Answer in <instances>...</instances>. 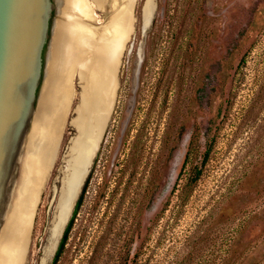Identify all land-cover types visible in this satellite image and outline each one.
Segmentation results:
<instances>
[{
    "label": "rangeland",
    "instance_id": "rangeland-1",
    "mask_svg": "<svg viewBox=\"0 0 264 264\" xmlns=\"http://www.w3.org/2000/svg\"><path fill=\"white\" fill-rule=\"evenodd\" d=\"M86 1L89 16L80 21L96 31L107 29L126 4ZM147 1L154 8L144 29ZM63 14L54 13L52 25L68 23ZM73 88L23 264L52 263L82 188L73 191L76 179L63 169L78 133L71 122L82 89L77 72ZM116 93L57 264H170L187 255L194 264H264V0H135ZM37 112L0 237L19 201ZM211 145L202 176L186 186Z\"/></svg>",
    "mask_w": 264,
    "mask_h": 264
},
{
    "label": "bare ground",
    "instance_id": "bare-ground-1",
    "mask_svg": "<svg viewBox=\"0 0 264 264\" xmlns=\"http://www.w3.org/2000/svg\"><path fill=\"white\" fill-rule=\"evenodd\" d=\"M94 1L101 6L106 0ZM134 2L126 0L107 29L96 31L80 21V17L89 16L90 4L86 0H58L60 12L68 16L70 21L56 23L46 81L38 112L36 110L37 119L23 170L19 201L0 237V264L24 263L32 213L58 156L65 120L74 95L73 79L76 72L82 82V89L71 122L78 133L69 142L63 169L71 172L76 179L73 191L78 192L81 188L87 173L85 166L89 167L93 162L116 100L121 56L133 30ZM153 8V4L147 1L144 19L151 20ZM15 177L13 171L11 193ZM67 177L62 179L66 184L71 180Z\"/></svg>",
    "mask_w": 264,
    "mask_h": 264
},
{
    "label": "water",
    "instance_id": "water-1",
    "mask_svg": "<svg viewBox=\"0 0 264 264\" xmlns=\"http://www.w3.org/2000/svg\"><path fill=\"white\" fill-rule=\"evenodd\" d=\"M59 10L58 0H0V221L45 83L57 22L51 19ZM149 22L144 19V29Z\"/></svg>",
    "mask_w": 264,
    "mask_h": 264
},
{
    "label": "trees",
    "instance_id": "trees-1",
    "mask_svg": "<svg viewBox=\"0 0 264 264\" xmlns=\"http://www.w3.org/2000/svg\"><path fill=\"white\" fill-rule=\"evenodd\" d=\"M47 50V45L45 47V51L44 53L46 52ZM41 89V86L39 87L38 89V92L40 91ZM101 148H102V145H101ZM100 148V150H101ZM211 148H212V145L211 147H209L206 152H205V156H204V159L202 161V165L201 166H195L194 168V171L192 172V174L190 175L187 183H186V186H191L193 187L197 182L198 180L200 179V177L202 176V173H203V167L205 166L206 162L208 161L209 159V155H210V152H211ZM192 154H193V151H192V148L189 149V151L187 152V155H186V159H185V164L184 165H187L189 164L190 162V159L192 158ZM96 161H97V157L93 163V167L91 168V170L89 171L88 173V176L85 180V183L82 187V190H81V193L76 201V205H75V208H74V211H73V215L72 217L70 218L66 228H65V231L63 233V236H62V239L60 241V244L58 246V249L56 251V254L54 256V259L52 261L51 264H57V262L59 261L62 253L64 252V249H65V245L68 241V238H69V234H70V231L72 230V227L75 223V219H76V216L78 214V211L79 209L81 208V206L83 205L84 203V198H85V195H86V192H87V189L89 187V184H90V181L93 177V174H94V170H95V165H96ZM187 197V195H182V198H183V202L185 200V198ZM139 256V251H137L134 255V258L137 259ZM172 264H194L192 262V256L191 255H187L186 257H184L183 259L179 260L178 262H171ZM170 263V264H171ZM199 264H202V261L198 262ZM205 264H218L216 261H210L208 260Z\"/></svg>",
    "mask_w": 264,
    "mask_h": 264
}]
</instances>
